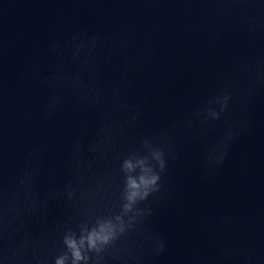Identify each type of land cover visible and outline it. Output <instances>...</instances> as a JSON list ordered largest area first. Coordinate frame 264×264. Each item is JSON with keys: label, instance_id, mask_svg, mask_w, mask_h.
<instances>
[{"label": "water", "instance_id": "obj_1", "mask_svg": "<svg viewBox=\"0 0 264 264\" xmlns=\"http://www.w3.org/2000/svg\"><path fill=\"white\" fill-rule=\"evenodd\" d=\"M60 258L264 264V0H0V264Z\"/></svg>", "mask_w": 264, "mask_h": 264}, {"label": "clouds", "instance_id": "obj_2", "mask_svg": "<svg viewBox=\"0 0 264 264\" xmlns=\"http://www.w3.org/2000/svg\"><path fill=\"white\" fill-rule=\"evenodd\" d=\"M155 177L152 178L151 181H147L146 183H155ZM130 187H137V185L135 184V182H130ZM135 195V194H133ZM131 199V197H129ZM65 243L67 244V246L72 249V253H73V257H74V261H78L80 260V253L79 251L76 250V245L74 243V241H72L71 239H66ZM94 243V239L93 236L89 237V245L92 246ZM56 264H64V258H60L56 260Z\"/></svg>", "mask_w": 264, "mask_h": 264}]
</instances>
